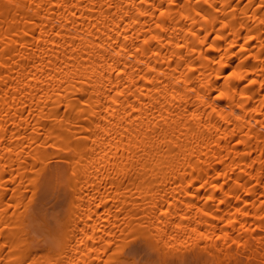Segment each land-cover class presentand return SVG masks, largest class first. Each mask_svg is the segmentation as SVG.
Listing matches in <instances>:
<instances>
[{"label":"bare ground","instance_id":"bare-ground-1","mask_svg":"<svg viewBox=\"0 0 264 264\" xmlns=\"http://www.w3.org/2000/svg\"><path fill=\"white\" fill-rule=\"evenodd\" d=\"M190 3L0 0V264H264V0Z\"/></svg>","mask_w":264,"mask_h":264},{"label":"snow or ice","instance_id":"snow-or-ice-1","mask_svg":"<svg viewBox=\"0 0 264 264\" xmlns=\"http://www.w3.org/2000/svg\"><path fill=\"white\" fill-rule=\"evenodd\" d=\"M6 2L7 3H11V0H6ZM143 2H144V0H140V3L141 4H143ZM177 2V0H169V3H172V4H175ZM203 2L204 3H208V0H203ZM200 3V0H191V3H190V5L189 6H191L192 4H199ZM54 6H56V7H60V6H62L61 4H55ZM258 6L261 8V10L262 11H264V3H259L258 4ZM162 16H163V12H161L160 13ZM199 14V13H198ZM261 23H264V21H261ZM26 35H27V33H26ZM145 43L147 44L148 43V41H145ZM137 51H139V49H137ZM118 74V73H117ZM119 75V74H118ZM238 79H243V77L241 76V77H237ZM251 83H253V84H255L256 83V81H251ZM262 87H264V85H262ZM117 95L119 96V95H122V93H119V92H117ZM223 98V94H221V96H219V97H217V99H222ZM114 103H115V101H113ZM84 118H87L86 116L84 117ZM237 118H239V117H237ZM205 183H207V182H205ZM205 186V184H200L199 185V188H203ZM189 188H191V185H189ZM199 190V189H198ZM208 199L209 200H211L212 199V197L211 196H209L208 197ZM223 200H221L220 201V203L221 204H223ZM99 205H97V207H98ZM169 207H170V205H169ZM262 210H264V209H262ZM167 211V209H165V212ZM205 216H209L210 215V213L209 212H204L203 213ZM163 215H164V213H161V218H163ZM244 215H248V213L247 212H245L244 213ZM213 219H215V217H213ZM259 219H261V220H264V216H262V217H259ZM245 231H247V229H245ZM220 237H217V239H219ZM89 239H91V237H89ZM232 243L234 244V245H237V247H240L241 245H239V244H237V242L234 240V241H232ZM128 264H143V261H136V260H129V262H128ZM154 264H178V262L177 261H175V260H169V259H167V258H162V259H158V260H156L155 262H154ZM185 264H187V261H185Z\"/></svg>","mask_w":264,"mask_h":264},{"label":"rangeland","instance_id":"rangeland-1","mask_svg":"<svg viewBox=\"0 0 264 264\" xmlns=\"http://www.w3.org/2000/svg\"><path fill=\"white\" fill-rule=\"evenodd\" d=\"M56 182H57V181H56ZM57 184H58V183H57ZM52 201H53V199H52ZM52 201H51V202H52ZM62 201H63V200H62ZM62 201H61V202H58L59 207H61V208L64 207L63 204H62V203H64V201H63V202H62ZM54 203H55V201H54ZM60 203H61V204H60ZM55 204H57V203H55ZM135 241H136V240H132V242H134L135 245H134L132 242H130V245H127L128 247H126L125 251H128V250H129V251H134V250L136 251V250H137V254H138L137 257H138V256L140 257V256L143 254V256H141L140 258L138 257L139 259L143 258V259H141V261H143V260L145 259V257H144V253L142 252V254H141V250H138L139 248L137 249L136 247H134V246H137ZM131 245H132V246H131ZM132 247H133V250L128 249V248H132ZM134 248H135V249H134ZM129 251H128V252H129ZM128 252H126V253H128ZM138 252H139V253H138ZM188 264H193V263H188Z\"/></svg>","mask_w":264,"mask_h":264}]
</instances>
